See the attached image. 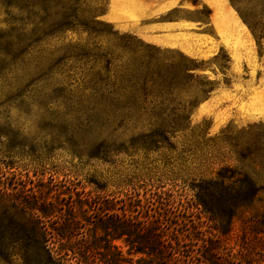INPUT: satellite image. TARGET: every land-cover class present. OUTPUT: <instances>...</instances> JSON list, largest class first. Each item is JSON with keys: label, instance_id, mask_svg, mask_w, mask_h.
<instances>
[{"label": "rangeland", "instance_id": "374dc122", "mask_svg": "<svg viewBox=\"0 0 264 264\" xmlns=\"http://www.w3.org/2000/svg\"><path fill=\"white\" fill-rule=\"evenodd\" d=\"M225 1L239 28L224 43L203 4L157 18L182 39L164 46L104 21L108 0H0V184L29 189L51 176L92 203L133 195L134 205L147 199L160 212L167 204L168 214L209 227L195 205L197 186L222 168L258 170L252 155L264 138V8L252 34ZM121 77L146 83L126 92L130 111L86 113L115 101L91 89ZM205 85L211 91L202 94ZM187 111L185 131L155 134L180 126L174 120ZM255 218L264 231V192L233 221L228 247L238 248L247 237L242 221ZM115 245L125 264L140 258Z\"/></svg>", "mask_w": 264, "mask_h": 264}, {"label": "trees", "instance_id": "16d2710c", "mask_svg": "<svg viewBox=\"0 0 264 264\" xmlns=\"http://www.w3.org/2000/svg\"><path fill=\"white\" fill-rule=\"evenodd\" d=\"M229 1L255 34L264 0ZM145 84L122 77L97 84L91 96L115 95V101L106 103L103 111L87 108L86 113L123 117L132 108L126 92ZM205 87L202 94L211 91ZM188 113L175 116L180 126L158 127L155 134L185 131ZM256 150L251 155L258 170L222 168L214 181L197 186L195 205L206 215L209 227L184 212L168 214L167 204L160 212L147 199L134 205L133 195L127 200L92 203L86 193L56 184L51 176L29 189L19 182L0 184V197L10 203L0 209V264H125L115 242H122L128 255L140 256L135 264H264L261 220L242 221V235L247 237L237 249L225 241L233 221L249 211L264 192V138Z\"/></svg>", "mask_w": 264, "mask_h": 264}, {"label": "crops", "instance_id": "0c3cea01", "mask_svg": "<svg viewBox=\"0 0 264 264\" xmlns=\"http://www.w3.org/2000/svg\"><path fill=\"white\" fill-rule=\"evenodd\" d=\"M203 4L212 8L213 31L217 33L220 41L225 40L227 31H237L238 22L225 0H196L195 3L189 4L187 0H108L102 19L115 24L121 31L137 35L146 42L176 46L182 40L178 35L180 33L171 32L172 27L157 18L161 19L168 10H184L191 7L194 11Z\"/></svg>", "mask_w": 264, "mask_h": 264}]
</instances>
